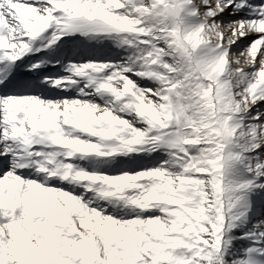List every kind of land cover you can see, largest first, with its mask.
Listing matches in <instances>:
<instances>
[{"label": "snow or ice", "instance_id": "1", "mask_svg": "<svg viewBox=\"0 0 264 264\" xmlns=\"http://www.w3.org/2000/svg\"><path fill=\"white\" fill-rule=\"evenodd\" d=\"M0 264H264V0H0Z\"/></svg>", "mask_w": 264, "mask_h": 264}, {"label": "rangeland", "instance_id": "2", "mask_svg": "<svg viewBox=\"0 0 264 264\" xmlns=\"http://www.w3.org/2000/svg\"><path fill=\"white\" fill-rule=\"evenodd\" d=\"M246 43V42H245Z\"/></svg>", "mask_w": 264, "mask_h": 264}]
</instances>
